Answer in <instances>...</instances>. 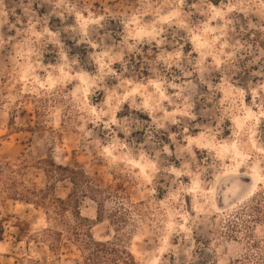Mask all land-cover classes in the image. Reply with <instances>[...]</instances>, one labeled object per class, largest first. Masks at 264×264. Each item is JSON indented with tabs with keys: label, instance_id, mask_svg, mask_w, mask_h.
Here are the masks:
<instances>
[{
	"label": "rangeland",
	"instance_id": "obj_1",
	"mask_svg": "<svg viewBox=\"0 0 264 264\" xmlns=\"http://www.w3.org/2000/svg\"><path fill=\"white\" fill-rule=\"evenodd\" d=\"M57 165L126 264H264V0H0V264H84Z\"/></svg>",
	"mask_w": 264,
	"mask_h": 264
},
{
	"label": "trees",
	"instance_id": "obj_2",
	"mask_svg": "<svg viewBox=\"0 0 264 264\" xmlns=\"http://www.w3.org/2000/svg\"><path fill=\"white\" fill-rule=\"evenodd\" d=\"M56 167L61 171L56 173L55 171L49 170L47 175L54 179L69 180L73 189L65 198L52 195L46 202H44V200L39 201L44 205L45 213L48 217V226L43 230V233L45 237L50 239V248L57 250L60 245L59 240L61 239V232L55 229V225L58 224L64 227L65 231L70 234L69 238L78 245L79 250L84 253V264H118L119 262L121 264H126L127 259L122 258L119 260L123 251L116 249L114 243L101 242L93 238L89 230V219L82 217L79 212V203L82 200L81 196H85L83 193H86V190L80 188L78 194L80 184L84 182L90 192L96 190V188L89 185L86 173L81 169L67 166L63 167L57 165ZM42 191L43 190H38L33 193L36 194L35 192L40 193ZM66 213H69V218L66 217ZM129 257V259H132V256Z\"/></svg>",
	"mask_w": 264,
	"mask_h": 264
}]
</instances>
